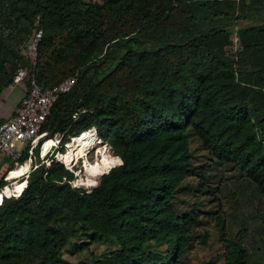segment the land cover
<instances>
[{"label":"trees","instance_id":"16d2710c","mask_svg":"<svg viewBox=\"0 0 264 264\" xmlns=\"http://www.w3.org/2000/svg\"><path fill=\"white\" fill-rule=\"evenodd\" d=\"M38 29L36 81L76 76L42 132L62 133L64 146L96 127L123 162L85 188L54 157L37 158L21 195L0 205V264H72L65 253L110 240L117 247L92 264H191L210 235L201 204L217 205L227 232L211 161L264 198V0H0V93ZM235 30L243 47L232 56ZM224 249L225 264L249 263L240 238Z\"/></svg>","mask_w":264,"mask_h":264},{"label":"rangeland","instance_id":"374dc122","mask_svg":"<svg viewBox=\"0 0 264 264\" xmlns=\"http://www.w3.org/2000/svg\"><path fill=\"white\" fill-rule=\"evenodd\" d=\"M15 45L18 48L20 47L19 44ZM22 54V64L30 68L31 63L27 55L25 54V50L22 51ZM57 134L58 137L62 136V133L60 132H57ZM73 140L74 139H72L71 137L68 142L64 143V146L62 145L61 141L58 147H54L52 150L46 153L45 159L50 160L58 151L64 153V155L69 151H74L75 149L77 151L80 143L73 142ZM191 140L192 149L196 151L197 154L201 155L205 153L201 148L197 137L193 136L191 137ZM48 141L49 140H47V142ZM105 142L106 141L103 140L101 142H96V144L93 146H91L92 144L89 146L86 145L84 153L77 154L78 156H80V158L74 167L75 179L73 181L75 186L92 188L99 183L100 178L104 172L108 171L111 167L116 166L105 165L101 167V170L93 168L94 166H99L97 158L99 157L101 148H106L109 154L115 155L111 146L109 144L107 146V142ZM70 143L71 145H69ZM14 145L16 147H19L24 152L28 150L27 143L22 144L21 142L17 141L14 143ZM44 145H40L38 154L35 150V153L33 155L35 156V160L37 158L44 160V158L42 157V150L44 149ZM1 160H4V163L10 165L11 160H9V158L0 155V163L2 162ZM204 160H206V158H204ZM88 162H90V165L93 164V167L90 166L92 171L90 175H88L86 167V164ZM24 163L26 164V166L24 169L22 168V172L19 174L20 176H17V181H20L23 179V177H25L23 173L27 169V162L24 161ZM211 163L212 166L210 167L209 171L211 175L210 183L212 185L221 186V191L218 194V198L221 200L222 205L225 206V210L224 212L222 211L221 214L225 215L226 217L225 227L227 228V232L222 236V225L219 223L218 219L213 218V216L210 214L211 211L217 209V205L209 204L207 202L201 204L200 208L202 210L210 211L206 214L208 216V222L202 227L201 232L203 233L204 230H208L210 235L205 244L197 241V245L191 253V264H207L211 260H213L215 264H225V259L223 256V252L225 250V241L226 239L236 238H240V240H242L248 248V264H264V198L261 197L254 189V187L250 183L245 181V179H243V177H241L238 172L232 169L230 166L219 164L215 161H211ZM30 171L31 170L26 173L29 174ZM117 245L118 244L115 240H110L107 243H94L92 244L90 251L78 252L76 254L67 252L65 253V256L70 259L72 264H79L81 262L92 264L93 254L101 255L102 253L109 252L110 250L116 248Z\"/></svg>","mask_w":264,"mask_h":264},{"label":"built area","instance_id":"2783aa9c","mask_svg":"<svg viewBox=\"0 0 264 264\" xmlns=\"http://www.w3.org/2000/svg\"><path fill=\"white\" fill-rule=\"evenodd\" d=\"M95 1L101 2L102 0ZM42 34L43 29H38L27 44V54L31 63V67L29 68L28 66H20L17 69L13 79V84L16 85L25 83L27 80L26 83L28 84V89L26 90V94L21 99V102L16 108L15 112L0 123V155L8 157L14 165L13 169L10 171V175H8V183L0 187V195L2 198L0 205L3 204L5 198L7 197H17L21 195V193L27 187L29 174L26 172L32 170V168L36 165L35 156L33 155L34 149L38 146L39 142L42 140L41 146H43L46 140L53 139L54 144L50 148V150H52L54 147H58L60 145L63 137V135L58 137L57 133L54 136L46 137L47 132H42V129L60 95L71 91L75 86L76 76L67 77L60 83L51 87H44L36 81V75L33 70L37 63L38 46ZM230 38L231 42L228 45V51L232 56H237L238 52L243 47L239 33L236 30L233 31L230 35ZM86 110L87 109L84 108L75 111L73 113V119L76 120L79 115ZM92 129H96V134L100 137L96 127H92L86 131H90ZM86 131L82 132L81 135H83ZM72 139H74V136ZM17 141L21 142L22 144H28L29 157L26 161L27 169L23 173L25 177L20 180V183H24L22 190L18 194L13 191L11 195H8L6 188L11 186L14 189V184L17 181V176L11 177L14 169L21 168L22 166L26 165L22 161L24 151L14 145V143ZM60 154L62 156H60ZM45 156L46 155H42L44 158L43 161L51 164L52 158L50 160H46ZM53 157L57 161L63 163L71 171H74L75 164H77V161L80 158V156L76 154L68 160L66 157H64V153H61L60 151L56 152L55 156ZM72 184L75 186L74 181H72Z\"/></svg>","mask_w":264,"mask_h":264},{"label":"bare ground","instance_id":"6f19581e","mask_svg":"<svg viewBox=\"0 0 264 264\" xmlns=\"http://www.w3.org/2000/svg\"><path fill=\"white\" fill-rule=\"evenodd\" d=\"M101 141H103V140H102L101 137H99L96 134V129H92L90 131H86L83 135L80 134L79 136L74 137L73 142L80 143V146L77 148L78 152L76 151V149L74 151H69L67 154L64 155V157H66L69 160L75 154L84 153L86 145L89 146V145L92 144L91 146H93V145L96 144V142H101ZM44 144H43L44 145V150H48L49 151L51 146L54 144V140L53 139H49L48 142L46 140ZM98 144H100V143H98ZM69 145H71V143ZM106 145L108 146V143H106ZM60 156H62V155L60 154ZM97 160H98L99 166H94L93 167V164L90 165V162H88L86 164L88 175H90L92 173L91 167H93L94 169L101 170L102 166H105V165L106 166L118 165V164H121L123 162V160H122V158L120 156L114 155V154H109L106 148H101L100 149V154H99V157L97 158ZM100 163H102V164H100ZM25 166L26 165L22 166L21 168L14 169L11 177L18 176L22 172V168L24 169ZM14 185H15L14 189L11 186H8L6 188V192H7L8 195H11L13 193V191H15L18 194L22 190V188L24 186V183H20V181H16ZM1 199L2 198H1V195H0V201H1Z\"/></svg>","mask_w":264,"mask_h":264},{"label":"crops","instance_id":"0c3cea01","mask_svg":"<svg viewBox=\"0 0 264 264\" xmlns=\"http://www.w3.org/2000/svg\"><path fill=\"white\" fill-rule=\"evenodd\" d=\"M27 89L28 84L25 82L18 85L12 83L2 90L0 93V123L15 112L16 108L21 102V99L26 94ZM2 156L6 157L4 155ZM3 161L0 163V170L8 166L6 163H4L5 161Z\"/></svg>","mask_w":264,"mask_h":264},{"label":"water","instance_id":"95a60500","mask_svg":"<svg viewBox=\"0 0 264 264\" xmlns=\"http://www.w3.org/2000/svg\"><path fill=\"white\" fill-rule=\"evenodd\" d=\"M122 164V163H121Z\"/></svg>","mask_w":264,"mask_h":264}]
</instances>
